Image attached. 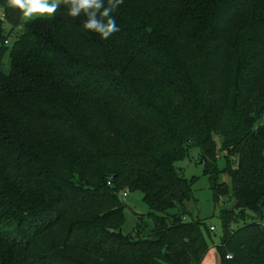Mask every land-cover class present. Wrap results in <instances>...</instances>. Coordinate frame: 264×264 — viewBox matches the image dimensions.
<instances>
[{"label":"trees","instance_id":"16d2710c","mask_svg":"<svg viewBox=\"0 0 264 264\" xmlns=\"http://www.w3.org/2000/svg\"><path fill=\"white\" fill-rule=\"evenodd\" d=\"M0 10V264H200L175 168L191 149L213 202L234 201L219 264H264V0H123L107 40L61 6L11 50L21 14ZM125 191L150 229L123 234Z\"/></svg>","mask_w":264,"mask_h":264},{"label":"rangeland","instance_id":"374dc122","mask_svg":"<svg viewBox=\"0 0 264 264\" xmlns=\"http://www.w3.org/2000/svg\"><path fill=\"white\" fill-rule=\"evenodd\" d=\"M2 18V11L0 10V21ZM44 19V18H43ZM25 22H21L20 28H16L11 36L8 38L7 47L11 50L16 40L17 35L23 30ZM3 34H7L10 30L8 22L3 23ZM6 68L9 66L8 53L4 59ZM219 142V141H218ZM217 168L223 171L226 168V161L224 155L218 152ZM177 172L183 178L192 181V198L185 203V209L188 211L193 219L202 221V232L208 244V251L200 264H219V255L217 247L222 236V225L219 217V212L222 208L231 209L234 206V201L222 205V201L215 204L213 202V194L209 188L207 176L204 175L203 166L199 161V153L197 149L189 150L188 156L175 164ZM219 182H226L229 184V179L223 173L219 175ZM124 211V225L122 232L125 235H133V231L137 225V216L142 215L145 225L148 229L151 228V219L147 216L149 208L144 202L142 195L139 192L127 193L125 199ZM177 213V209H172L168 212L170 215Z\"/></svg>","mask_w":264,"mask_h":264},{"label":"clouds","instance_id":"9594fccd","mask_svg":"<svg viewBox=\"0 0 264 264\" xmlns=\"http://www.w3.org/2000/svg\"><path fill=\"white\" fill-rule=\"evenodd\" d=\"M6 0L7 7L19 11L23 22L30 23L36 19L52 18L61 6L67 9L72 18L83 15V28L94 32L101 39L107 40L120 29L113 12L123 0ZM228 254L226 259H231Z\"/></svg>","mask_w":264,"mask_h":264},{"label":"built area","instance_id":"2783aa9c","mask_svg":"<svg viewBox=\"0 0 264 264\" xmlns=\"http://www.w3.org/2000/svg\"><path fill=\"white\" fill-rule=\"evenodd\" d=\"M127 193H128L127 191L120 193L119 198H120V200H121L123 203H125V199H126Z\"/></svg>","mask_w":264,"mask_h":264}]
</instances>
